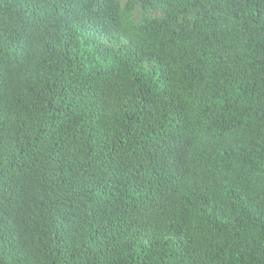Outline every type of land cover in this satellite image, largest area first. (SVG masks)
Wrapping results in <instances>:
<instances>
[{
  "label": "trees",
  "instance_id": "16d2710c",
  "mask_svg": "<svg viewBox=\"0 0 264 264\" xmlns=\"http://www.w3.org/2000/svg\"><path fill=\"white\" fill-rule=\"evenodd\" d=\"M0 264H264V0H0Z\"/></svg>",
  "mask_w": 264,
  "mask_h": 264
}]
</instances>
